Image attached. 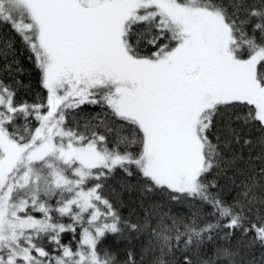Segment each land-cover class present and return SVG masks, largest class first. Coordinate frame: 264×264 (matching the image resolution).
I'll return each mask as SVG.
<instances>
[{
	"label": "snow or ice",
	"instance_id": "6c2138e0",
	"mask_svg": "<svg viewBox=\"0 0 264 264\" xmlns=\"http://www.w3.org/2000/svg\"><path fill=\"white\" fill-rule=\"evenodd\" d=\"M0 29V264H193L217 236L202 264H235L233 239L264 248V0H0ZM113 185L141 211L124 216Z\"/></svg>",
	"mask_w": 264,
	"mask_h": 264
},
{
	"label": "trees",
	"instance_id": "16d2710c",
	"mask_svg": "<svg viewBox=\"0 0 264 264\" xmlns=\"http://www.w3.org/2000/svg\"><path fill=\"white\" fill-rule=\"evenodd\" d=\"M6 29H0V35L6 34ZM18 52L16 55V60L19 64L22 72L20 73V78L25 82V89L22 91L21 95L23 98L31 101L34 95L39 94L43 90L39 85L38 70L33 65L32 61L28 58V53L22 45H17ZM84 111L81 113V117L91 120L94 124H98L104 121L108 113L105 109L100 106L93 105H83ZM119 199L122 201L121 212L124 216H129L132 213H139L141 211V197L137 192H124L118 188L117 185H113ZM228 190H226L227 196ZM230 198V197H229ZM159 199V198H158ZM173 214H179L180 216H188L190 211L187 205L183 207L173 206L171 208ZM133 219L136 218L135 215L132 216ZM204 219H211V216L205 212ZM71 234L65 236V242L70 240ZM73 245L75 241H72ZM229 244V242L221 237L217 236L211 241H206L202 247V250H197L192 253L193 264H202V262L209 256H214V253L218 246H223ZM108 247H110L114 253L118 255V258L123 261L126 250L130 245L126 242H116L108 241ZM134 246L136 251L139 252V244L131 245ZM231 248L236 250L235 264H261L262 257H264V248L259 245L248 246L246 242L240 239H233L229 245ZM179 253L177 254V259H179Z\"/></svg>",
	"mask_w": 264,
	"mask_h": 264
}]
</instances>
